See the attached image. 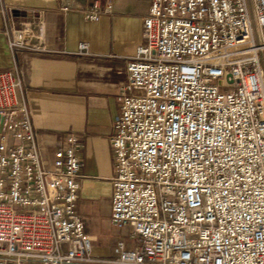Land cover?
I'll use <instances>...</instances> for the list:
<instances>
[{
  "label": "built area",
  "instance_id": "2783aa9c",
  "mask_svg": "<svg viewBox=\"0 0 264 264\" xmlns=\"http://www.w3.org/2000/svg\"><path fill=\"white\" fill-rule=\"evenodd\" d=\"M112 4L94 0L83 18ZM1 16L12 67L0 71V264H90L81 143L56 135L45 167L17 60L45 50L28 46L30 24ZM142 29L110 138V219L139 244L116 243L114 263L264 264V0H151Z\"/></svg>",
  "mask_w": 264,
  "mask_h": 264
},
{
  "label": "crops",
  "instance_id": "0c3cea01",
  "mask_svg": "<svg viewBox=\"0 0 264 264\" xmlns=\"http://www.w3.org/2000/svg\"><path fill=\"white\" fill-rule=\"evenodd\" d=\"M92 1L0 0V71L12 67L1 16L4 7L9 27L19 30L30 24L28 46L45 50L17 55L42 161L52 166L56 135L80 141L75 208L91 239L90 264H115L116 243L130 250L139 242L128 228L118 229L110 219L112 123L116 94L127 77L125 64L142 43L151 0H112L110 14L88 22L83 10ZM98 1L103 5L107 0ZM62 6L68 10L62 12ZM80 42L87 43L88 56L75 54Z\"/></svg>",
  "mask_w": 264,
  "mask_h": 264
},
{
  "label": "water",
  "instance_id": "95a60500",
  "mask_svg": "<svg viewBox=\"0 0 264 264\" xmlns=\"http://www.w3.org/2000/svg\"><path fill=\"white\" fill-rule=\"evenodd\" d=\"M0 126H1V119H0Z\"/></svg>",
  "mask_w": 264,
  "mask_h": 264
}]
</instances>
